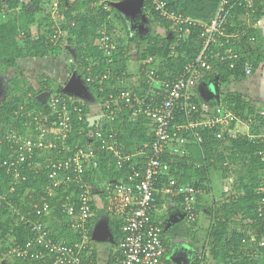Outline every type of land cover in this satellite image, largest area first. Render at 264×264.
<instances>
[{
    "label": "trees",
    "instance_id": "trees-1",
    "mask_svg": "<svg viewBox=\"0 0 264 264\" xmlns=\"http://www.w3.org/2000/svg\"><path fill=\"white\" fill-rule=\"evenodd\" d=\"M49 1L0 0V71L4 67L15 66L20 58H42L48 54H55L61 50V43L66 40L68 46L74 50L81 73L84 72L83 74L89 83V89L94 91L99 99L105 102V100H109L110 94L115 96L125 89L132 92L136 91L135 87L130 85L128 81L130 73L127 70V55H123L126 51L122 52L121 46L119 47L117 43L118 50L108 61V57L94 44L103 25L112 35L114 41L119 43L122 41L119 35L114 32V20L110 19V15L114 14L116 18L124 20L116 7L112 5L110 10L106 11L102 7L92 6L94 0H58L60 14L58 28L63 35L58 37L56 43H52L47 35L52 33L51 31L54 29L51 22V10L45 7ZM110 1L113 3V1L121 0ZM144 1V9H142L145 10L148 7L153 20L157 21L161 27L171 30V21L160 17L151 9L149 2ZM164 1L168 9L176 14L206 22L215 16L219 5L223 3L222 14L233 17V20L231 19L233 25L229 19L223 25L225 31L230 32L234 29L244 28L235 23L238 20L237 16L245 12L246 5L243 0ZM241 1L243 3L239 4ZM252 6L255 8V12L252 15L249 14L253 17L252 20L260 19L264 13V0H253ZM41 13H44V17L38 18L37 16ZM35 23L37 24V35L32 38L30 27ZM188 28L190 33L185 39L178 38L172 30L171 36L168 38H151V36L147 38L146 49L140 56L141 61L137 66V70L143 75L142 85L148 89L146 92H151V87L148 85V71L153 70L160 80H172L183 69L185 63L196 56L202 46L201 29L198 25H189ZM250 35L254 36L255 41L258 31L254 25L246 30V36L249 37ZM135 38L132 37V40ZM254 41L250 42L242 37L239 43H233V49L240 54L237 65L228 69L224 65L217 64L215 71L207 74L203 81L207 83L226 82L229 79H244L251 75L259 63L257 51L254 46L252 47ZM171 51L174 53L170 56ZM245 61H250L252 64L250 74L244 73ZM12 83L15 85L14 88L8 91V95L0 103V192L6 194L7 199L0 206V249L22 244L30 237V229L24 220H20L19 215L23 214L25 219H35L37 217L36 211L32 205L42 195H45L47 203L51 205L53 210L54 217L49 219L51 221L46 217L41 218L45 222L49 221L50 233L55 237H64L65 240L72 241L77 236H69L65 228L68 217L61 212V205L64 203V196L70 194L75 186L66 188L63 183H60L52 188V195L50 196H46L44 191L46 185H49L46 161L50 158L66 157L69 152L65 149L60 153L55 150L51 152L36 150V153L29 159L30 163L25 161L11 165V162L16 160V151L19 145L12 139V133L24 134L26 125L32 120V116L39 112L49 113L50 110L47 102L36 97L38 93L40 94L44 90H31L33 95L28 96V93L20 87L18 79H13ZM56 93L64 97L69 105L71 104L70 98L65 93L61 91ZM227 98L231 102L226 103V108L247 121L253 109L246 110L247 103L243 101L242 94L229 92ZM193 100L199 105V110L205 112L204 109L207 108L201 106L198 94L194 96ZM74 104L80 111L71 113L72 128L68 137L64 139V145L69 149H73L76 145L83 148L91 146L94 149L98 167L87 169L83 174V180L90 187L92 193L96 191L95 193L100 194L103 201L104 188L107 185L112 186L113 179L127 182L133 167L138 170L143 169L147 154L151 152L153 124L150 119L142 114H132L127 106L120 103L117 107L111 106L112 114L109 109L103 108L105 114H110L109 122L105 123L102 129L95 128L96 123L91 126L90 122L85 119L88 108L78 101ZM207 110L211 111V108ZM30 111L32 113L29 114ZM175 116L173 123L176 125L186 124L187 117L184 113L177 112ZM197 116L198 114H194L192 118ZM253 123L250 121L249 124ZM93 128L101 130L103 134L116 133L117 142L125 152L136 153L141 150L144 153L136 154L129 162L118 168L113 153L109 150L100 149L99 142L93 139L94 132H90ZM231 130L238 134L232 135ZM177 131L178 135L185 136L186 141L178 146L177 151L173 150L177 142L169 141V145L165 144L159 159L166 171L158 176L157 187H160L162 181L171 176L177 181V184L192 185L197 190L198 200L201 191L208 193L210 190L211 170L224 169L226 171L229 165L233 164L232 162L235 164L236 159L240 158L235 180L231 182V188L227 187L225 190V193L228 192L227 195L219 201L212 202V206L207 211L215 222L210 224L209 231L206 230L203 241L207 238L209 240V251L212 258L210 264H220L221 261H224L223 264H242L245 257L240 261H234V263L229 259L239 258L235 252L239 249L243 250L244 245H242L241 239L248 238V229L245 230V228L248 227L253 231L258 240L264 237V212L259 213L257 211L260 196L256 192V188L264 181V177H262L264 175V140L262 137L257 139L249 137L243 133L242 129L238 130V124L236 126L234 123L223 130L222 138L216 136L221 131L219 125L214 127H187L177 129ZM14 170L20 172L18 178L14 177ZM59 176H62V172ZM11 187H14L13 191H10ZM225 193L223 192V194ZM183 196L184 194H179L176 198L182 200ZM154 197L157 204L163 201L161 193L155 194ZM13 207L18 208L19 212L16 213ZM195 208L196 212L200 211L197 201ZM96 209V204L93 201L92 210ZM237 214L242 216L239 223L240 230L227 231L228 225L225 222L216 221L217 215H222L225 220H229ZM153 220L155 221L154 217ZM194 224L195 226L190 225L191 235H196L194 231L197 229L198 223ZM111 228L113 239L117 243L122 234L121 221L112 217ZM168 250L167 244V252ZM233 252L237 257H231ZM113 254L110 256V264L113 262ZM241 254L243 255L242 252ZM5 259L8 264H26L25 261L16 257ZM85 261L88 262L86 259ZM252 262L256 264L254 259ZM165 264H168L167 259H165ZM192 264H197L195 259Z\"/></svg>",
    "mask_w": 264,
    "mask_h": 264
},
{
    "label": "built area",
    "instance_id": "built-area-1",
    "mask_svg": "<svg viewBox=\"0 0 264 264\" xmlns=\"http://www.w3.org/2000/svg\"><path fill=\"white\" fill-rule=\"evenodd\" d=\"M147 1L155 13L171 21L170 28L178 38H187L190 33L188 26L198 25L201 29L202 46L196 56L189 59L172 80H160L153 70L148 71L147 77L150 78V81L157 83L151 92L138 96L131 90L125 89L115 96L109 95L106 109H109L111 114L113 112L111 106L114 108L123 103L132 111V114H142L150 119L153 124L151 152L147 154L143 169L138 170L133 167L127 182L117 180L113 182L112 186L107 185L104 188L105 212L122 223V234L116 243L112 264H165L167 243L164 239L163 230L153 220L154 196L157 193H161L165 197H176L179 194H184L182 210L186 222L194 226V223L198 222V212H196L194 202L197 190L192 185L177 184L173 177L168 176L162 181L160 187L156 186L158 176L163 173L159 156L165 144H168L169 141L177 142L176 147H172L174 151H177L178 146L186 141L185 136L177 134V129L219 125L221 131L216 136L222 138L223 130L227 129L233 122L244 124L247 127L250 121L252 122L249 118L247 121L241 120L223 104L212 107L211 111L207 109H204L205 112L200 111L199 105L193 100L194 96H197V84L207 74L213 73L217 64L224 65L228 69L237 65L240 54L233 49L232 44L239 43L242 37L253 42L254 36H246V30L249 27L226 32L223 25L232 18L222 14L223 3L219 5L215 16L206 22L176 14L168 9L164 0ZM243 1L246 5L243 14L254 13L253 0ZM242 3L241 1L239 4ZM92 6L102 7L103 10L107 11L112 7V1L94 0ZM47 7L54 15L60 16L58 0H50ZM231 25L233 24L231 23ZM61 35H63L62 31L54 33L50 41L56 43ZM94 44L108 57V61L118 50L117 42L108 33L105 25L99 30V35ZM173 53L174 51H171L169 55L171 56ZM251 70V62L245 61L244 73L250 74ZM70 103L72 107L64 97L54 94L47 100L49 113L39 112L32 116V120L27 123L29 125L34 123V131L30 132L31 136L28 133H12V139L19 145L16 151V160L11 162V165L25 161L30 163L29 159L36 153V150H55L60 153L65 149L69 152L66 157L50 158L46 161L49 185H46L44 191L46 196H50L52 195V188L60 183H63L66 188L75 186L70 194L64 196L61 212L68 217L65 228L69 236L77 237L72 241H67L64 237H55L50 233L48 222L51 221L50 218L54 217L53 210L51 205L47 203L45 195H42L32 205L36 211L37 217L35 219H25L23 214L19 215L20 220H24L30 229V237L22 244L1 248L0 259L16 257L25 261L26 264H89V261L86 262L85 259L91 239L89 223L93 215V197L90 187L83 180V174L89 168H97L98 161L91 146L83 148L76 145L73 149H69L64 145V139L68 137L72 128L71 113L80 111L71 99ZM177 112L184 113L187 117L186 124L176 125L173 123ZM194 114H198V116L192 118ZM78 118H80L79 115ZM52 128L58 130L59 133L56 132L55 135H52V139H47L46 135H49ZM93 132V139L99 142L100 149L109 150L113 153L118 168L129 162L136 154L144 153L141 150L136 153L123 151L114 132L103 134L99 129H95ZM230 132L234 135V130ZM195 134L197 133L195 132ZM14 171V177L18 178L20 172ZM59 172H62L61 177ZM13 190L14 187H11L10 191ZM256 192L260 196L257 211L262 213L264 212V181L256 188ZM4 201H7L6 194L0 192V206L3 205ZM13 210L16 213L19 212L16 207H13ZM44 217L48 218L49 221H43L41 218ZM241 243L246 247V249L242 247L245 250V259L242 264H253V259L256 264H264V237L258 240L256 234L250 231L248 238H242ZM209 249L210 245L207 238L203 241L194 258L197 264H210Z\"/></svg>",
    "mask_w": 264,
    "mask_h": 264
},
{
    "label": "rangeland",
    "instance_id": "rangeland-1",
    "mask_svg": "<svg viewBox=\"0 0 264 264\" xmlns=\"http://www.w3.org/2000/svg\"><path fill=\"white\" fill-rule=\"evenodd\" d=\"M143 2L144 0L118 1L115 3L117 5L116 9L120 11L124 20L116 18L114 14L110 15V19L114 20L113 21L114 28H115L114 31L115 33H117V35H119L120 39H122L120 43L117 41L116 42L118 43L119 47L121 46L122 52L126 51L123 53V55H127V66H128L127 70L130 73L129 80H128L129 84L135 87L136 91L134 92L138 96L149 93V92H146L148 89L144 88L142 85L141 79L143 78V75L140 74L139 71L137 70L139 61H141L140 56L143 54L144 50L146 49L147 38H149L150 36L151 38L152 37H159V38L167 37L168 38L171 36V30L166 29L165 27H161L157 21L153 20L152 14L150 12V9H148V7L147 9L143 10L144 9ZM45 7L49 9L47 6ZM126 12H127V15L124 14ZM50 15L52 19L51 22L53 23L52 28L54 29H52L51 31L52 33L47 34L49 39L53 37L54 35L53 33L56 34L58 31H60L58 28L60 17L57 15H54L51 11H50ZM250 15H252V13ZM37 17L38 18L44 17V13L39 14V16ZM231 18L233 20V17ZM251 18L253 17L246 15V14H242V15L237 16L238 20L234 22L238 24L239 26L241 25V27H244V28L251 27L252 22H254V25L255 24L259 25V20L254 19L253 21ZM232 22L233 21H231V23ZM30 31H31L32 38L37 35V24L36 23L31 25ZM132 37H136L135 40H132ZM253 46L255 47L257 51V55L259 57L260 63H258L257 65L258 67H256V68H259L261 67L260 65L264 60L263 59L264 58V41L262 37L260 36L255 37V41L252 44V47ZM79 67H80V64L78 60L76 59L74 50L73 48H70L68 46V44L66 43V40H64L61 43V50H59L55 54H48L42 58H34V57L33 58H30V57L20 58L17 61V64L15 66L4 67L0 71V103L8 95L7 94L8 91L14 88L15 85L12 83L13 79H18L20 83L19 84L20 87L23 88V90H25L28 93V96L33 95V92L31 90H34V91L44 90L40 94L36 93L37 94L36 97L42 98V100L45 102H47L49 97L53 96L54 94H59V93H56L57 91H61L65 93L72 101L74 102L78 101L82 105L88 108V112L86 113L85 119L90 122L89 124H91V126L93 125V123H96L95 128L102 129L104 128L105 123L109 122L110 114H105L104 109H103L106 107L108 100H105V102L102 101L101 99L97 97L94 91H91L89 89L90 86H89V83L87 82L85 74H83L84 73L83 71L81 73V69ZM239 80L240 79L238 80L229 79L226 82L217 81L214 83H207L202 80L200 83L197 84V89H196L201 106L209 109L218 104H223L224 106L227 107L228 101H230V99L227 98V94L229 92H233V93L245 94L242 96H243V101L247 103L246 110L250 108L254 110L255 107L257 106V103H252L250 100L246 99L247 89L243 86V83H241ZM148 85L151 87V89H153L154 83L150 81V78L148 79ZM215 96H216V99H214ZM254 112H251L249 114L248 118L250 120L251 118L257 119L258 116H254L256 114V112L255 113ZM30 113H32V111H30L29 114ZM259 116L263 117V115H259ZM260 117L258 118L257 122L262 124L264 119ZM262 125L261 127L263 129ZM33 126H34V123H32L31 125L27 124L24 134L28 133V135L31 136L30 132L32 133ZM242 127H244V130L246 129V134L251 138L254 137V135L261 133L260 132L261 127L257 128L256 130L254 129L253 124H249L248 127L247 126H242ZM95 128L90 130V132L94 131ZM56 132L59 133L58 130H56L55 128H52L49 135L48 136L46 135V138L52 139L53 138L52 135H55L54 133ZM237 134L238 133L234 131V135H237ZM239 159L240 158L236 159L235 164L234 162H232L233 164L229 165L226 171L224 169L211 170L210 178H209L210 182L214 184L216 180L224 181V179L226 180V178L228 177V180H226L227 182L226 186L231 188L230 184L231 182H234L235 177H236V172L239 167V164H238ZM162 169H163L162 171H166L164 166L162 167ZM262 177H264V175H262ZM223 181L222 182L220 181L219 184L220 185L221 183L224 184ZM223 192L225 193V189H223ZM227 193L228 192H226L224 195L226 196ZM211 194L212 196L210 195L207 196L205 204H202V207H200V205L198 204L199 210H200L198 212L200 224L196 226L197 229L194 231V233H197L198 237L201 236L203 239H204L206 229L209 227L208 224L206 226V222L208 221V215L210 214H208V212L206 211H208V207L212 204V201L215 200L213 199L214 193L211 192ZM222 194L218 197V199H223L221 198L223 196ZM92 197H93L94 203L97 204L99 208H102L101 197H97V195H94V194H92ZM206 205H209V206H206ZM241 217H242L241 215L237 214L233 216L234 219L232 220L240 223ZM247 228H245V230ZM193 235H190V237L191 236L193 237ZM181 247H183V249ZM180 248L182 249V251H184L183 255H182V251L179 250ZM192 249L193 247L190 243L188 246L184 245L182 241L177 242L173 240L171 243L172 256L174 257L175 254H178V257L183 258L184 262L186 261L187 257L192 256V254H194L195 251L194 249L193 250ZM243 249H246V247L243 246ZM244 251L245 250L239 249V251L235 252L239 256V258L233 252L231 257L232 256L233 258L237 257V259H229V258L228 259L233 263L234 261H240L244 257ZM241 252L243 253V255L241 254ZM0 264H8V263L6 259L5 260L0 259Z\"/></svg>",
    "mask_w": 264,
    "mask_h": 264
},
{
    "label": "crops",
    "instance_id": "crops-1",
    "mask_svg": "<svg viewBox=\"0 0 264 264\" xmlns=\"http://www.w3.org/2000/svg\"><path fill=\"white\" fill-rule=\"evenodd\" d=\"M116 2H118V1H113V3H116ZM124 14L127 15V12ZM258 20H259V25L255 24L254 27H256L257 31L259 32L257 36L262 37V39L264 41V13H263L262 17ZM259 63H260V61H259ZM260 66L261 67H259V68H256V67H258V66H256L251 75L247 76L244 79H240L239 81L241 83H243V86L247 89L246 90V94H247L246 99L250 100L252 103H257V106H256L257 108L255 107V109L252 112L255 111L256 114L254 116H258V117H257V119L251 118L252 121L254 120V123H253L254 129L257 130V128L261 127V125L263 124L262 125L263 129H262V127L260 129L261 133L254 135V137H252V138L257 139V138L262 137V139L264 140V121L262 122V124L257 122L258 118L260 117L259 115H263V117H260V118L264 119V60ZM153 83H154V85H157L155 82H153ZM242 95H245V94H242ZM236 116L239 117L238 115H236ZM239 118L244 121L243 118H241V117H239ZM237 124H238V130L242 129L243 133H246V129L244 130V127H242V126H246V125L238 123V122L234 123V125H236V126H237ZM234 129H236V127H234ZM113 180L117 181L120 179H113ZM226 180H228V178H226ZM226 180L225 179H224V181L223 180H216V182L214 184L212 182H210L209 187H210L211 191L209 190L210 191L209 193H204L201 191L199 199L197 200V196H196V199L194 200L195 205H196V201H197V203L200 205V207H202V204H205L207 196H209V195L212 196L211 192L214 193L213 199H215L212 202L217 201L218 197L222 194L223 189L226 190L227 189L226 187H228V186H226L227 185ZM220 181L221 182L223 181L224 184L221 183V185H220L219 184ZM95 192L96 191H93L92 194L97 195V197H100V194H97ZM222 195L223 196L221 198H223L225 196L224 194H222ZM162 200L163 201L162 202L160 201V203H158V204L155 203V207H154V211H153V217L155 219V223L158 224L161 227V229L163 230L165 242L168 244L169 250H168L167 255H166V259L168 261V264H192L195 256L199 252L201 243L203 242V238L201 236L198 237L197 233H196V235H193L194 237H192V236L190 237L191 227H190L189 223L186 222V219H185V216H184V213L182 210V200L181 199H179V198L177 199L175 196L165 197L164 195H162ZM218 201H219V199H218ZM103 203H104V201H102V204ZM206 206H209V205H206ZM210 206H212V204ZM96 207H97V209L93 210V215L91 217L90 224H89L90 237H91L90 243L91 244H89L90 245L89 250L86 252V255H87L86 259L91 264H107V263L110 264V256L113 254V252L115 250V246H116V244H115L116 242L113 239V232H112V228H111L112 217L109 216L105 212L104 204L102 205L103 210H102V208H99V206L97 204H96ZM209 207H208V209H209ZM216 219H217L216 221H218L219 223L225 222L228 225L227 231H231L232 229L240 230L239 229L240 228L239 222L233 221L232 220V219H234L233 217H231L229 220H225V217H223L222 215H217ZM213 221L215 222L214 218L212 216L208 215V221L206 222V226L208 224L210 227V224H212ZM198 222L197 223L200 224L199 215H198ZM209 227L208 228L206 227L207 231H209ZM247 229H248L247 232L249 234V232L251 230L249 228H247ZM173 240H175L177 242L182 241L184 243V245H186V246H188L190 243L192 245L194 251H195L194 254H192V256H189V257L186 256L187 258L185 257L186 258L185 262L183 261V258L181 259L178 257V254H175L173 257L172 252H171V243ZM183 247H181V248L183 249ZM181 248L179 250L182 251ZM183 253H184V251H182V255H183ZM210 259H212L211 256H210ZM223 262L224 261H221L219 263L223 264Z\"/></svg>",
    "mask_w": 264,
    "mask_h": 264
},
{
    "label": "bare ground",
    "instance_id": "bare-ground-1",
    "mask_svg": "<svg viewBox=\"0 0 264 264\" xmlns=\"http://www.w3.org/2000/svg\"><path fill=\"white\" fill-rule=\"evenodd\" d=\"M145 3V1H144ZM168 77V76H167ZM165 79V78H164ZM157 84V83H156ZM68 147V146H67ZM207 212V211H206ZM202 228V227H201ZM109 229V228H108ZM200 230V229H199ZM204 232V231H203ZM200 233V232H199ZM245 236V235H244ZM93 241V240H92ZM91 244V243H90ZM111 252V251H110ZM211 254V253H210ZM182 259V258H181ZM109 260V259H108ZM108 264V263H107Z\"/></svg>",
    "mask_w": 264,
    "mask_h": 264
},
{
    "label": "water",
    "instance_id": "water-1",
    "mask_svg": "<svg viewBox=\"0 0 264 264\" xmlns=\"http://www.w3.org/2000/svg\"><path fill=\"white\" fill-rule=\"evenodd\" d=\"M112 5H114L115 7H117V5L115 3H112Z\"/></svg>",
    "mask_w": 264,
    "mask_h": 264
}]
</instances>
